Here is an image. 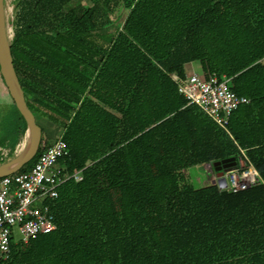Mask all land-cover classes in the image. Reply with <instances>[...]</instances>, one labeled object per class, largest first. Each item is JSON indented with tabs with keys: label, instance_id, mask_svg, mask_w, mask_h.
Wrapping results in <instances>:
<instances>
[{
	"label": "trees",
	"instance_id": "16d2710c",
	"mask_svg": "<svg viewBox=\"0 0 264 264\" xmlns=\"http://www.w3.org/2000/svg\"><path fill=\"white\" fill-rule=\"evenodd\" d=\"M13 31L26 103L59 123L65 166L82 179L50 202L55 229L12 239L0 264H264V0H16ZM190 62L249 98L227 131L178 92L171 74ZM0 82L11 156L26 122ZM40 128L19 171L48 144ZM240 162L261 181L227 193L174 185L178 170Z\"/></svg>",
	"mask_w": 264,
	"mask_h": 264
},
{
	"label": "built area",
	"instance_id": "2783aa9c",
	"mask_svg": "<svg viewBox=\"0 0 264 264\" xmlns=\"http://www.w3.org/2000/svg\"><path fill=\"white\" fill-rule=\"evenodd\" d=\"M171 78L188 104L198 106L226 131L231 114L249 102L248 97L232 90L231 80L226 76L205 77L191 71L183 77L171 74ZM67 156V145L60 134L39 152L29 169L0 177V262L9 258L12 239L26 242L55 229L50 202L58 197V188L63 183L82 179L81 170L66 168ZM220 177L225 178V184L218 187L231 192L261 181L257 170L251 164L244 166L243 162L237 168L216 172L211 184L218 185Z\"/></svg>",
	"mask_w": 264,
	"mask_h": 264
},
{
	"label": "water",
	"instance_id": "95a60500",
	"mask_svg": "<svg viewBox=\"0 0 264 264\" xmlns=\"http://www.w3.org/2000/svg\"><path fill=\"white\" fill-rule=\"evenodd\" d=\"M11 40V29L6 19L5 0H0V74L12 101L26 122L25 136L27 138V144L20 153L0 164V177L19 171L35 156L41 142V128L36 123L35 116L26 103L13 66ZM211 166L219 174L222 173L221 167H215V163H212ZM224 184L225 178L220 177L218 186H224ZM220 190L221 193H227L225 188Z\"/></svg>",
	"mask_w": 264,
	"mask_h": 264
},
{
	"label": "rangeland",
	"instance_id": "374dc122",
	"mask_svg": "<svg viewBox=\"0 0 264 264\" xmlns=\"http://www.w3.org/2000/svg\"><path fill=\"white\" fill-rule=\"evenodd\" d=\"M15 3H16V0H5L6 19L8 22V26L11 29L12 38L14 35L13 30H14ZM118 22H120V21H118ZM116 24H118V23H115L110 27L103 28L100 31V33L102 35H107V34L112 33L115 30ZM192 68L195 69L198 73L201 72L198 62H192L191 65L187 64L185 66V71L187 73H189V71H191ZM9 100L10 99L7 97V94L5 93L4 87L0 82V111L1 112H3L7 108V106L9 105V102H10ZM36 120H37V123L39 124V126H41L44 129L43 130V141L41 143V146L43 145L44 141H46L49 144L50 142L55 140L61 134V129H59V127H61V126H59V123H55V122L49 121L47 119L42 120L37 115H36ZM26 144H27V138L24 135V137L21 139L20 143L15 147L14 152L11 156L8 154L6 155V150L1 151V148L3 149V147L9 148L10 147L9 144L0 145V156H2L4 158L3 162L10 160L15 155L20 153V151H22V149L26 146ZM3 162H0V164ZM206 170L207 169H205L204 166H199V167L198 166H196V167L192 166L186 170L185 174L189 178L191 177L192 180H194L193 178H196V177H200L203 179L206 176V172H207ZM183 173L184 172H182L181 174H183ZM179 174L180 173H178L177 171L174 172V174H173V180H174V185H175L176 189H179V186H178V184H179L178 178L180 176ZM194 184H195V186L199 185L195 181H194ZM16 237L18 238L17 235H16Z\"/></svg>",
	"mask_w": 264,
	"mask_h": 264
},
{
	"label": "crops",
	"instance_id": "0c3cea01",
	"mask_svg": "<svg viewBox=\"0 0 264 264\" xmlns=\"http://www.w3.org/2000/svg\"><path fill=\"white\" fill-rule=\"evenodd\" d=\"M191 63L192 62H190V63H187V64H189V65H191ZM187 64H185V66L187 65ZM185 66H184V68H185ZM191 71H196L195 69H191ZM191 71H189V72H191ZM185 73H187L186 71H185ZM196 166H204L205 167V169H207L206 171V176H205V178H200V177H196V178H193L194 180H192L191 179V177L189 178L186 174H185V172H186V170L189 168H185V169H181V170H178L177 172L178 173H180L179 175V178H178V186H179V191H184V190H186L188 187H192V188H196V187H202V186H206V185H209V184H211L212 183V177L214 176V174H216V172L212 169V167L211 166H208V164H202V165H195V167ZM182 172H184L183 174H181ZM194 181L196 182V183H198L199 185L198 186H195V184H194Z\"/></svg>",
	"mask_w": 264,
	"mask_h": 264
}]
</instances>
